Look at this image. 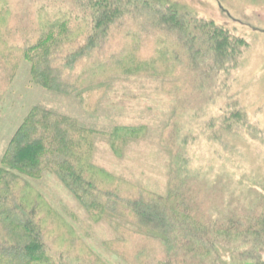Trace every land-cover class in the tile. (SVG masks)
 <instances>
[{
    "label": "trees",
    "instance_id": "1",
    "mask_svg": "<svg viewBox=\"0 0 264 264\" xmlns=\"http://www.w3.org/2000/svg\"><path fill=\"white\" fill-rule=\"evenodd\" d=\"M199 28L197 47L185 15L154 0H0V106L24 66L30 87L74 97L94 116L105 106V86L123 78L156 76L173 81L176 94L194 93L200 53L232 50L223 29ZM16 126L0 155V264H95L37 188L49 177L80 211L122 233L124 241L110 247L121 264H237L243 254L232 243L264 248V211L213 219L210 200L199 203L195 189L176 182L163 200L95 165L102 138L118 155L143 128L101 132L42 105ZM138 225L157 227L161 241L139 236Z\"/></svg>",
    "mask_w": 264,
    "mask_h": 264
},
{
    "label": "rangeland",
    "instance_id": "2",
    "mask_svg": "<svg viewBox=\"0 0 264 264\" xmlns=\"http://www.w3.org/2000/svg\"><path fill=\"white\" fill-rule=\"evenodd\" d=\"M154 1L185 15L187 32L196 39L197 47L201 23H214L232 40L227 55H214L212 50L207 56L200 53L195 61L200 69L198 89L179 95L173 92V81L167 79L123 78L105 86V106H99L94 116L74 97L51 98L30 87L24 66L0 106V155L30 109L48 106L75 115L101 132H110L115 126L144 129L118 155L106 139L97 142L94 163L113 180L163 200L172 194L176 182L190 187L197 191L199 203L210 200L206 215L213 219L263 212L264 0ZM0 85L3 91L4 82ZM37 188L72 226L73 239L91 249L95 264H121L110 247L124 241L122 233L102 218L92 220L80 211L77 201L53 177ZM139 226V236L161 241L157 227ZM247 242L232 243L243 254L237 264H264V248ZM215 264L227 262L218 259Z\"/></svg>",
    "mask_w": 264,
    "mask_h": 264
}]
</instances>
